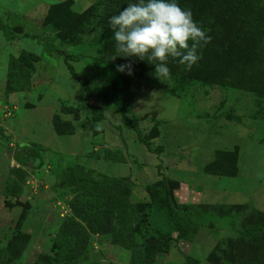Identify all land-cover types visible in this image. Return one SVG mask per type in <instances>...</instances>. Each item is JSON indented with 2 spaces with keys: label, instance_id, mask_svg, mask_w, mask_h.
Returning a JSON list of instances; mask_svg holds the SVG:
<instances>
[{
  "label": "rangeland",
  "instance_id": "1",
  "mask_svg": "<svg viewBox=\"0 0 264 264\" xmlns=\"http://www.w3.org/2000/svg\"><path fill=\"white\" fill-rule=\"evenodd\" d=\"M99 2L0 0V264H52L55 241L72 264H264V0H177L212 40L161 81L115 49L135 0H103L94 44ZM83 192L115 206L105 231Z\"/></svg>",
  "mask_w": 264,
  "mask_h": 264
},
{
  "label": "clouds",
  "instance_id": "2",
  "mask_svg": "<svg viewBox=\"0 0 264 264\" xmlns=\"http://www.w3.org/2000/svg\"><path fill=\"white\" fill-rule=\"evenodd\" d=\"M108 24L120 57L142 61L147 57L160 81L170 78L169 58L191 71L201 59L199 50L212 40L192 11L177 0H135L111 16ZM126 69L131 75V65L117 67L120 72Z\"/></svg>",
  "mask_w": 264,
  "mask_h": 264
},
{
  "label": "trees",
  "instance_id": "3",
  "mask_svg": "<svg viewBox=\"0 0 264 264\" xmlns=\"http://www.w3.org/2000/svg\"><path fill=\"white\" fill-rule=\"evenodd\" d=\"M106 6L103 3V0H100L98 5L96 6L95 14L97 17V30H96V35L93 40L94 44L102 45V34H101V25L103 21L104 14L106 12ZM100 28V29H99ZM0 31H3L6 36L10 34V30L7 27L0 28ZM13 38V37H11ZM85 84L86 82L83 81ZM85 91L87 93V99H89L90 96V89L88 86L85 85ZM94 112H99L95 107H91ZM93 112V114H94ZM95 115V114H94ZM93 119L95 122H101L105 119V116L103 112L99 113L97 117L93 116ZM152 190H156V185L151 186ZM106 199V198H105ZM103 197L95 193H86L83 192L82 195L77 197V200L80 203H84V208L87 211V214H95V218L97 220H94L92 222V227L93 228H99V230L103 231L104 228L107 227V224L109 222V217L114 213L115 211V206L111 203V201H106ZM154 205L158 209H162L166 211L167 214V220L168 223L171 225L172 232L177 233V238L179 240H185L186 237V230L188 226V219L186 217L187 213L186 211H174L172 207L161 200L159 201L158 199H154ZM93 208H95L93 210ZM91 217V216H90ZM99 217V218H98ZM92 218V217H91ZM98 230V229H97ZM105 231V230H104ZM99 233V232H97ZM68 236V235H66ZM73 236V235H72ZM69 237V236H68ZM77 236L75 235L73 238H76ZM67 238V237H66ZM79 238V237H77ZM171 241V238L169 237H162L159 240L158 243V251L160 253H165L166 252V247L168 246L169 242ZM78 244L80 243L77 241ZM66 243L67 241H55V246H54V258H53V263L52 264H72L71 259L74 257L67 248H66ZM79 252V251H78ZM185 263L186 264H198L194 259L187 257L185 258Z\"/></svg>",
  "mask_w": 264,
  "mask_h": 264
},
{
  "label": "crops",
  "instance_id": "4",
  "mask_svg": "<svg viewBox=\"0 0 264 264\" xmlns=\"http://www.w3.org/2000/svg\"><path fill=\"white\" fill-rule=\"evenodd\" d=\"M96 123H101V122H96Z\"/></svg>",
  "mask_w": 264,
  "mask_h": 264
}]
</instances>
